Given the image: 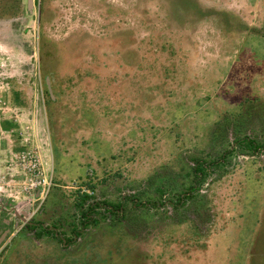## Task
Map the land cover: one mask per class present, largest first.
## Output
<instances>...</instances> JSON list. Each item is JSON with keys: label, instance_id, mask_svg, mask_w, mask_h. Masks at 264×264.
I'll return each instance as SVG.
<instances>
[{"label": "rangeland", "instance_id": "obj_1", "mask_svg": "<svg viewBox=\"0 0 264 264\" xmlns=\"http://www.w3.org/2000/svg\"><path fill=\"white\" fill-rule=\"evenodd\" d=\"M244 137L264 144V0H0V264H264V148ZM82 196L123 212L76 237Z\"/></svg>", "mask_w": 264, "mask_h": 264}, {"label": "trees", "instance_id": "obj_2", "mask_svg": "<svg viewBox=\"0 0 264 264\" xmlns=\"http://www.w3.org/2000/svg\"><path fill=\"white\" fill-rule=\"evenodd\" d=\"M246 146L252 150L253 153H258L264 148V144L260 145L257 141L251 139L250 137H244L242 139ZM233 151V150H232ZM230 150L225 152L223 155H221L220 158L214 159L212 161H204V160H197L195 161V165L193 166V182L187 189V191L181 193L180 196H178V204L177 205H183L185 202L196 199L197 192H199V186L202 185L204 181L207 180L208 175L210 172L216 167L223 166V163H226V158L230 154ZM82 199L78 202V206L80 207V216H81V227L73 229L74 235L77 237L79 236L84 229H86L89 225H92L96 223V220H94V215L96 213V210L103 207L104 210L108 212H114L116 214H121L123 212V205H115L111 203H106L100 200H94V198H88L90 200H86L83 196ZM132 203L135 205V207H158V204L156 202H139L138 200L131 199ZM36 224L28 223L26 224V227L30 230H36L37 227ZM42 229L43 232L47 233L48 235L53 236L54 238H57L61 240L62 242H65V246H68V244L72 243L71 239L63 238L61 237L60 233H57L55 228H44L43 225Z\"/></svg>", "mask_w": 264, "mask_h": 264}, {"label": "built area", "instance_id": "obj_3", "mask_svg": "<svg viewBox=\"0 0 264 264\" xmlns=\"http://www.w3.org/2000/svg\"><path fill=\"white\" fill-rule=\"evenodd\" d=\"M21 158L25 162V168L30 174L28 184L24 187L26 192L31 194L33 190L42 187L43 192L41 194L43 196L47 180L42 176L39 160L30 153L23 154Z\"/></svg>", "mask_w": 264, "mask_h": 264}, {"label": "crops", "instance_id": "obj_4", "mask_svg": "<svg viewBox=\"0 0 264 264\" xmlns=\"http://www.w3.org/2000/svg\"><path fill=\"white\" fill-rule=\"evenodd\" d=\"M3 223H4L5 225H9L10 221L4 220ZM32 224H36L35 226H36L37 228L40 227L41 229H42V226H41V225H43L44 228H49V229H51V228H55L56 231H57V233H59L58 230H57V228H56L55 226H53V225H46V223H42V222H35V223H32ZM42 230H43V229H42ZM60 235H61V234H60ZM65 238H66V237H65ZM67 239H68V238H67ZM63 243H65V242H63Z\"/></svg>", "mask_w": 264, "mask_h": 264}, {"label": "water", "instance_id": "obj_5", "mask_svg": "<svg viewBox=\"0 0 264 264\" xmlns=\"http://www.w3.org/2000/svg\"><path fill=\"white\" fill-rule=\"evenodd\" d=\"M32 6H33V0H28V8L31 9ZM46 82H47V86H48V89H49L50 94L53 95L52 94V89H51V82H50V79L48 77L46 79ZM23 221L24 222H27L25 219H23ZM2 238L3 237L0 238V244H1Z\"/></svg>", "mask_w": 264, "mask_h": 264}]
</instances>
